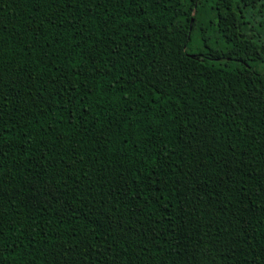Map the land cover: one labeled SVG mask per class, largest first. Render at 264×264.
<instances>
[{
  "label": "trees",
  "instance_id": "trees-1",
  "mask_svg": "<svg viewBox=\"0 0 264 264\" xmlns=\"http://www.w3.org/2000/svg\"><path fill=\"white\" fill-rule=\"evenodd\" d=\"M0 232V264H264V0H0Z\"/></svg>",
  "mask_w": 264,
  "mask_h": 264
},
{
  "label": "snow or ice",
  "instance_id": "snow-or-ice-1",
  "mask_svg": "<svg viewBox=\"0 0 264 264\" xmlns=\"http://www.w3.org/2000/svg\"><path fill=\"white\" fill-rule=\"evenodd\" d=\"M192 3H193L194 5H196V4L198 3V0H192ZM77 47H78V45H77ZM0 236H2V232H0Z\"/></svg>",
  "mask_w": 264,
  "mask_h": 264
}]
</instances>
